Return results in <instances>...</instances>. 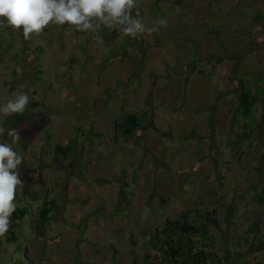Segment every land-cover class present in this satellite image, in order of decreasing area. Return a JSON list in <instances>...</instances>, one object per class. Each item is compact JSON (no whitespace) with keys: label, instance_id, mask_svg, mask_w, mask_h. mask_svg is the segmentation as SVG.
Instances as JSON below:
<instances>
[{"label":"rangeland","instance_id":"rangeland-1","mask_svg":"<svg viewBox=\"0 0 264 264\" xmlns=\"http://www.w3.org/2000/svg\"><path fill=\"white\" fill-rule=\"evenodd\" d=\"M205 1L137 0L132 15L156 30L136 37L103 25L50 24L27 40L0 30V102L29 96L0 128L19 133L14 203L31 212L17 241L0 235V264H143L156 251L143 230L188 208L217 210L224 264L264 260V16L253 25L243 4ZM241 80L262 87L250 138L239 137ZM130 112L139 128L115 139ZM48 199L56 208L41 220Z\"/></svg>","mask_w":264,"mask_h":264},{"label":"clouds","instance_id":"clouds-1","mask_svg":"<svg viewBox=\"0 0 264 264\" xmlns=\"http://www.w3.org/2000/svg\"><path fill=\"white\" fill-rule=\"evenodd\" d=\"M136 3L137 0H0V26L22 29L26 40L50 24H67L79 32H95L103 25L128 37L155 31V26L147 27L139 15H132ZM158 23L163 26L167 21L160 19ZM28 103L27 93L17 90L0 102V117L23 113ZM5 133L11 139L0 142V235L9 228L17 186L22 182L16 171L22 156L13 147L19 133L13 128H0V136Z\"/></svg>","mask_w":264,"mask_h":264},{"label":"trees","instance_id":"trees-1","mask_svg":"<svg viewBox=\"0 0 264 264\" xmlns=\"http://www.w3.org/2000/svg\"><path fill=\"white\" fill-rule=\"evenodd\" d=\"M161 0H155L158 3ZM259 16L257 19H259ZM7 26H0L3 34L7 31ZM22 32V29H19ZM260 35L259 37H261ZM128 36H125V38ZM204 70H200L203 73ZM243 89L240 93L241 115L247 120V128L240 132L239 137L250 138L254 129L253 118L256 106L261 102L262 87L257 86L256 90L245 87L241 80ZM142 122L141 117L134 112L125 114L121 119L114 122L115 139L120 135L130 136L135 133ZM213 122H211L212 124ZM233 143V141H229ZM72 144H56L54 152L56 156L66 158L71 150ZM257 189V186L254 187ZM260 193V192H259ZM261 195V194H260ZM56 208L53 199L44 200L40 209V219L47 220L50 213ZM31 214L26 205H18L11 214V223L3 236L6 242L17 241L14 228L18 221L26 215ZM218 223L217 210L202 212L199 208L183 209L176 218L166 217L164 224L151 226L143 230L150 238V243L156 248L155 254L147 253L143 264H224V257L218 252L214 244V236L210 229ZM259 223L254 222L249 231L259 233ZM231 264H264V260L250 257H242Z\"/></svg>","mask_w":264,"mask_h":264},{"label":"crops","instance_id":"crops-1","mask_svg":"<svg viewBox=\"0 0 264 264\" xmlns=\"http://www.w3.org/2000/svg\"><path fill=\"white\" fill-rule=\"evenodd\" d=\"M234 1H236V3L233 4L232 2V5L243 4L244 5L243 11L245 10L246 13H248L249 15L252 14L253 25L255 24V20L259 16H264V0H234ZM205 2H208V0H206ZM198 5H201L200 2H198Z\"/></svg>","mask_w":264,"mask_h":264}]
</instances>
